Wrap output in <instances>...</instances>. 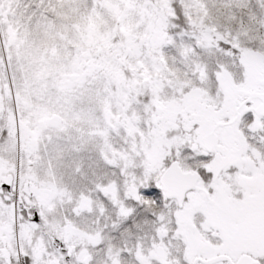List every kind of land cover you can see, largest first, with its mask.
I'll return each instance as SVG.
<instances>
[{
    "label": "snow or ice",
    "instance_id": "6c2138e0",
    "mask_svg": "<svg viewBox=\"0 0 264 264\" xmlns=\"http://www.w3.org/2000/svg\"><path fill=\"white\" fill-rule=\"evenodd\" d=\"M0 264H264V0H0Z\"/></svg>",
    "mask_w": 264,
    "mask_h": 264
}]
</instances>
